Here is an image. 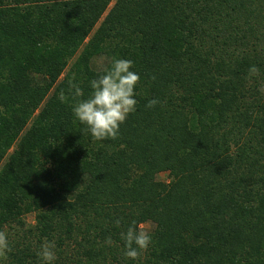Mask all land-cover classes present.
Instances as JSON below:
<instances>
[{"label":"trees","instance_id":"obj_1","mask_svg":"<svg viewBox=\"0 0 264 264\" xmlns=\"http://www.w3.org/2000/svg\"><path fill=\"white\" fill-rule=\"evenodd\" d=\"M113 57L138 103L98 141L73 107ZM261 88L264 0H0V264H43L46 241L53 264H264Z\"/></svg>","mask_w":264,"mask_h":264},{"label":"clouds","instance_id":"obj_2","mask_svg":"<svg viewBox=\"0 0 264 264\" xmlns=\"http://www.w3.org/2000/svg\"><path fill=\"white\" fill-rule=\"evenodd\" d=\"M134 64L131 60L113 57L110 67L104 69V73L97 79L91 81L92 93L88 99L77 100L73 107L75 118L85 125L91 136L95 140L117 139L120 134V127L123 125L130 114H134L137 108L135 99L136 89L140 84L141 77L133 71ZM259 69L252 66L249 69V77L258 76ZM75 75L68 81L69 93L76 100L83 96V91L73 81ZM151 79L154 81L155 76ZM264 94V88L260 89ZM61 102L66 101L64 92L60 93ZM159 103L158 100H150L147 107L153 108ZM121 221L116 220V226L120 227ZM121 239L125 242V256L137 259L142 251H146L152 243L149 231L138 226L135 221L127 228L126 232L121 233ZM107 244H111V238H107ZM55 243L45 242L37 255L43 264H53L56 260ZM12 249L9 246L7 233L0 231V258L7 259V253Z\"/></svg>","mask_w":264,"mask_h":264},{"label":"rangeland","instance_id":"obj_3","mask_svg":"<svg viewBox=\"0 0 264 264\" xmlns=\"http://www.w3.org/2000/svg\"><path fill=\"white\" fill-rule=\"evenodd\" d=\"M158 179L162 181H168L169 177L166 172H161L158 175ZM26 225L32 226L34 224V215L33 214H27L25 217ZM142 227L146 228L148 231L152 228V225L150 223H143L141 224Z\"/></svg>","mask_w":264,"mask_h":264}]
</instances>
